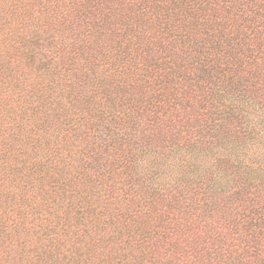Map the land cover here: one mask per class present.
<instances>
[{"label":"trees","instance_id":"1","mask_svg":"<svg viewBox=\"0 0 264 264\" xmlns=\"http://www.w3.org/2000/svg\"><path fill=\"white\" fill-rule=\"evenodd\" d=\"M0 264H264V0H0Z\"/></svg>","mask_w":264,"mask_h":264}]
</instances>
